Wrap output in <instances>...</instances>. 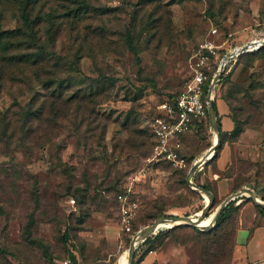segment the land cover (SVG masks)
<instances>
[{
	"label": "rangeland",
	"instance_id": "1",
	"mask_svg": "<svg viewBox=\"0 0 264 264\" xmlns=\"http://www.w3.org/2000/svg\"><path fill=\"white\" fill-rule=\"evenodd\" d=\"M80 3L88 11L74 14ZM37 15L35 38L53 32L55 41L45 68L8 59L35 49L19 38L0 50V264L84 258L83 235L100 227L116 233L108 264H119L131 239L120 230L116 194L137 201L133 226L143 228L158 211L197 218L205 198L194 183L216 195L203 218L209 224H162L151 264H230L239 207L253 201L243 192L213 228L211 217L234 192L264 197V49L243 56L212 88L223 132L217 159H227L221 170L211 157L200 164L195 189L182 170L151 160L149 121L160 101L182 89L200 44L229 48L264 37V0H0V30ZM49 78L70 80L61 100L35 101ZM178 140L194 163L207 156L215 131L204 124ZM220 180L229 190L218 195ZM145 249L132 263L140 264Z\"/></svg>",
	"mask_w": 264,
	"mask_h": 264
},
{
	"label": "built area",
	"instance_id": "2",
	"mask_svg": "<svg viewBox=\"0 0 264 264\" xmlns=\"http://www.w3.org/2000/svg\"><path fill=\"white\" fill-rule=\"evenodd\" d=\"M211 32L215 34L216 28H211ZM224 44H214L210 41L200 44L197 51L190 57L189 76L182 89L177 95L155 106L149 121L153 142L151 160L166 161L178 169L187 167V162L181 154L178 139L181 135L206 123L208 119L207 94L213 77L218 73L220 67L223 70L226 64L236 60L241 53L257 50L264 44V37L254 35L248 41L229 48H225ZM223 50L225 52L222 54ZM215 63L217 66L213 69ZM207 84L208 88L205 93ZM211 156H203L194 164L197 163L199 166ZM115 200L118 207L120 230L129 233L132 222L138 216L139 204L131 199L127 193H118ZM70 202L73 203L74 200L71 199ZM63 263L68 264L69 261L65 260Z\"/></svg>",
	"mask_w": 264,
	"mask_h": 264
},
{
	"label": "trees",
	"instance_id": "3",
	"mask_svg": "<svg viewBox=\"0 0 264 264\" xmlns=\"http://www.w3.org/2000/svg\"><path fill=\"white\" fill-rule=\"evenodd\" d=\"M86 11H88V8H85L83 6V3H80L77 8L73 9L74 14H78L79 12H86ZM21 16H23V14ZM24 16H26V15H24ZM22 18H23V20L21 22V25H19L17 27H14V28H11V29L0 30V50L3 49V51H7V50L11 49L12 47H15L14 44H17V41H14V39L15 38H19L21 40V42H23L22 44H25L26 48L35 47V49L33 51H31V52L21 53L19 55H16V54L15 55H10L8 57V59L12 60V61L13 60L14 61H22V62H24V64L34 66L36 68V70L43 69V68H45V65L48 64L49 60H51V58L55 56V54L53 52H50V50H49L50 47H54V45H55V41L52 38V33L53 32L49 33L50 37H47V39L45 41H41L39 38H35V36H36V30L35 29L39 27V19H40L39 15H37V17L35 16L32 20H27L26 17H22ZM52 31H55V30H52ZM25 34L28 37H26ZM129 42H130L129 43L130 47L133 49V45H132L131 41H129ZM19 43H18V46H19ZM263 49H264V44H262L255 51H247V52L241 53L236 58V60L230 61L228 64H226V66L224 67V69L222 70V72H221V74L219 76L218 81L225 75V72L230 70L232 68V66L235 65L243 56H245V55H252V56L257 55ZM224 52H225V50L222 51V54ZM261 57L264 58V53L262 54ZM55 63L57 64L58 62L55 61ZM216 66H217V63H215L213 65V69H215ZM69 81H70L69 79L68 80L67 79L63 80L62 79V80H57L56 81V79H54V78H49V79L43 80L41 82L42 83V87H43V89H45L47 91V93H44V94L42 93L43 94V95H41L42 98L41 99L40 98L39 99H35V101H60L61 98H62L63 91L67 88V86H69L68 85ZM207 88H208V84L205 86V93L207 92ZM88 93L92 94V92H88ZM170 97H173V96L170 95ZM164 100H167V99H164ZM164 100H162V101H164ZM162 101H160V102H162ZM212 102H213L214 113H215V117H216V121H217V125H218L219 144L216 147V149L214 150V152H213V154H212V156H211V158L209 160L217 159V157H218V148H219V145H221L222 136H223V132L221 131V125H220V122H219V120L217 118L218 113H217V107H216L215 100L212 99ZM205 124L209 125L208 119L206 120ZM239 131H240L239 125L237 124V121L235 119H233V128L231 130V133L238 134ZM192 162H190V163L194 165V163H192ZM190 163L187 162V167L185 169H180V170H182L184 172V177L187 176L189 167L191 165ZM194 172H195V170L193 172H191V174L189 176L190 181L192 180V174ZM185 182L187 183V180H185ZM194 185L197 186L198 188H202V189L208 191L209 195L212 197V203L214 202L216 195L207 185L198 184V183H194ZM119 193H125V192H119ZM247 198H250V197H247ZM260 199H261L262 202H264V197L263 196L260 197ZM234 200H235V198L230 200V201H228L224 205V207L219 211V213L216 215V217H215V219L213 221V225H212L211 228H213L214 225L218 224L220 221H223V219L225 218L226 205L228 203H233ZM204 205H205V203H204ZM204 205L202 207H200L197 210V212H200L203 209ZM211 206H212V204H211ZM254 206L256 208L257 213H260V214L263 213L264 214V207H261V206L255 204V203H254ZM160 215L168 216V217L178 216V215H171V214H167V213H163V212H159V211L155 212L153 216L155 218V217L160 216ZM207 215L208 214H206V217H207ZM238 215H239V213H238ZM184 216H189V215H184ZM136 220H137V217L131 224V231L129 233H127L130 239H131L132 235L137 230L141 229V227H142V226H139V227L135 228L133 226ZM175 226H179V225H175ZM175 226H171L166 231H170ZM211 228H209L207 230L202 229L200 232H209L211 230ZM236 228H237V225H236ZM236 228H235L234 234H233L232 252H233V247H234V235H235ZM160 232H161V229L160 230L157 229L155 232L149 234L145 239L138 241L136 243L134 252L138 248L145 246L146 247V249L144 250V256H145L148 253V251L151 250L152 243L158 237V235L161 234ZM68 259L70 261V264H77L76 257H75V255L73 253L69 254V258ZM133 259H134V255H133ZM231 259H232V253H231ZM132 264H135V263H132Z\"/></svg>",
	"mask_w": 264,
	"mask_h": 264
},
{
	"label": "crops",
	"instance_id": "4",
	"mask_svg": "<svg viewBox=\"0 0 264 264\" xmlns=\"http://www.w3.org/2000/svg\"><path fill=\"white\" fill-rule=\"evenodd\" d=\"M226 159L225 153L217 159L218 170L223 169ZM228 190V185H225L222 180L217 182L218 195ZM204 198L206 202V197ZM255 198L261 201L256 196ZM253 203L247 202L240 207L230 264H264V214L257 213ZM83 237L86 240L85 257L76 256L77 264H108L117 248L116 233L100 227ZM101 245L103 247H100ZM152 261L153 257L151 253H148L142 258L140 264H151Z\"/></svg>",
	"mask_w": 264,
	"mask_h": 264
},
{
	"label": "water",
	"instance_id": "5",
	"mask_svg": "<svg viewBox=\"0 0 264 264\" xmlns=\"http://www.w3.org/2000/svg\"><path fill=\"white\" fill-rule=\"evenodd\" d=\"M222 71V67L219 68L218 73L213 77V81L209 87V92L207 94V115H208V121H209V125L213 128V130L215 131V142L208 148L210 155L213 154L214 150L216 149V147L219 144V132H218V125H217V121H216V117H215V113H214V108H213V102H212V97H211V91L212 88L215 84V82L218 80V76L220 75ZM198 164L195 163L191 169L189 170V172L187 173V183L192 187V188H196L193 183L190 181L189 176L191 174V172H193L196 168H197ZM201 192H203V194L206 197V202L205 205L203 207V209L199 212V215L196 219L190 217V216H173V217H168V216H157L154 218V220L149 224L144 226L143 228L139 229L131 238L129 245H128V264H132V259H133V255H134V250H135V246L136 243L140 240L145 239L149 234L155 232L159 227L162 226V224L165 223H171V222H175V221H183V223L181 224H188L191 225L193 227H205V226H200L199 222L206 217V213L207 211L210 209L211 204H212V197L209 195L208 191L202 189V188H198ZM243 192H246L248 194V196L252 199V201L261 206L264 207V202L258 201L254 194H252L251 192L248 191H244V190H240L237 192H234L230 195H228L227 197H225V199L222 201V203L220 204V206L216 209V211L213 213L212 217H211V222L214 221L216 215L219 213V211L224 207V205L238 197L241 196L243 194ZM178 225V224H177Z\"/></svg>",
	"mask_w": 264,
	"mask_h": 264
},
{
	"label": "bare ground",
	"instance_id": "6",
	"mask_svg": "<svg viewBox=\"0 0 264 264\" xmlns=\"http://www.w3.org/2000/svg\"><path fill=\"white\" fill-rule=\"evenodd\" d=\"M209 156H210V152H208V154H207V157H209ZM199 159H201V158H199ZM244 193H246V192H244ZM198 215H199V212H198ZM194 219H196V218H194ZM171 223H173V224H181V223H183V221L178 220V221L171 222ZM208 224H209V220L208 219H202L199 222L200 226H207ZM119 264H128V250L126 251V255H124V257L122 258V260H121V262Z\"/></svg>",
	"mask_w": 264,
	"mask_h": 264
}]
</instances>
